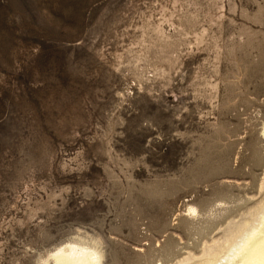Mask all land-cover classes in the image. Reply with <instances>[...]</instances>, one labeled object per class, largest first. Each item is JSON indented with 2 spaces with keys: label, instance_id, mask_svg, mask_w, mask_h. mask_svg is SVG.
I'll use <instances>...</instances> for the list:
<instances>
[{
  "label": "rangeland",
  "instance_id": "374dc122",
  "mask_svg": "<svg viewBox=\"0 0 264 264\" xmlns=\"http://www.w3.org/2000/svg\"><path fill=\"white\" fill-rule=\"evenodd\" d=\"M263 181L264 0H0V264H185Z\"/></svg>",
  "mask_w": 264,
  "mask_h": 264
},
{
  "label": "bare ground",
  "instance_id": "6f19581e",
  "mask_svg": "<svg viewBox=\"0 0 264 264\" xmlns=\"http://www.w3.org/2000/svg\"><path fill=\"white\" fill-rule=\"evenodd\" d=\"M264 187V181L262 183ZM96 244L72 241L53 250L43 264H102ZM185 264H264V196L238 220H230L219 237L206 243L200 255Z\"/></svg>",
  "mask_w": 264,
  "mask_h": 264
}]
</instances>
